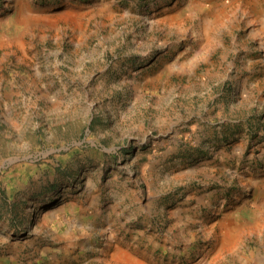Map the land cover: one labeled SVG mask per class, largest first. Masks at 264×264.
<instances>
[{"label": "rangeland", "instance_id": "rangeland-1", "mask_svg": "<svg viewBox=\"0 0 264 264\" xmlns=\"http://www.w3.org/2000/svg\"><path fill=\"white\" fill-rule=\"evenodd\" d=\"M0 264H264V0H0Z\"/></svg>", "mask_w": 264, "mask_h": 264}, {"label": "bare ground", "instance_id": "bare-ground-1", "mask_svg": "<svg viewBox=\"0 0 264 264\" xmlns=\"http://www.w3.org/2000/svg\"><path fill=\"white\" fill-rule=\"evenodd\" d=\"M180 11H178L177 13H179ZM175 16H176V14H171L169 17L171 18V19H174L175 18ZM19 24V23H18Z\"/></svg>", "mask_w": 264, "mask_h": 264}]
</instances>
